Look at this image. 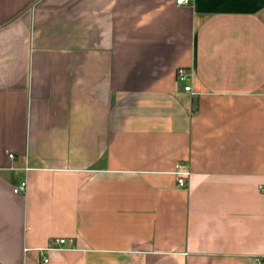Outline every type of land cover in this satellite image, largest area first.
I'll return each instance as SVG.
<instances>
[{"label": "crops", "instance_id": "obj_1", "mask_svg": "<svg viewBox=\"0 0 264 264\" xmlns=\"http://www.w3.org/2000/svg\"><path fill=\"white\" fill-rule=\"evenodd\" d=\"M0 264H264V0H0Z\"/></svg>", "mask_w": 264, "mask_h": 264}, {"label": "built area", "instance_id": "obj_2", "mask_svg": "<svg viewBox=\"0 0 264 264\" xmlns=\"http://www.w3.org/2000/svg\"><path fill=\"white\" fill-rule=\"evenodd\" d=\"M193 0H175V3L177 5H185V4H189L190 2H192ZM191 74L187 71V69L185 67H178L176 70V80L177 81H181L183 82V87L185 90H191V85L187 82L190 79ZM10 156H12L13 154L10 153ZM173 173L176 174V182L179 185H185L187 182V178L190 174V168L185 165L182 161L178 160L174 163L173 169H172ZM26 189V181L22 180L19 184H17L16 186L13 187V191L14 192H24ZM67 242V238L65 237H59L57 239H55L54 241H52L48 246H46V249L48 248H62L64 246V244ZM55 243H57V245H55ZM41 251L43 252L44 249H41ZM47 257L44 256L43 257V261H47ZM258 260V258H256Z\"/></svg>", "mask_w": 264, "mask_h": 264}]
</instances>
